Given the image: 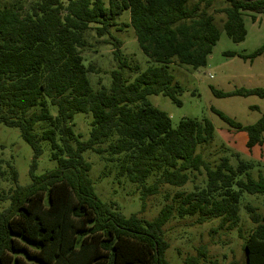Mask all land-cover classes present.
I'll return each mask as SVG.
<instances>
[{
  "label": "trees",
  "instance_id": "16d2710c",
  "mask_svg": "<svg viewBox=\"0 0 264 264\" xmlns=\"http://www.w3.org/2000/svg\"><path fill=\"white\" fill-rule=\"evenodd\" d=\"M222 1L216 11L224 20L218 26L208 11L212 0H0V125L17 128L33 152L30 182L17 184V172L9 167L15 185L0 192V201H7L0 209V264H168L162 228L167 221L192 216L201 224L218 218L217 228L231 229L239 222L241 194L264 195V176L248 173L253 162L236 154L235 167L226 156L210 163L196 151L213 138L210 120L186 117L173 126L147 99L162 94L180 105L183 88L167 65L204 66L220 28L241 42L243 14L254 21L264 13V0ZM125 11L128 23L121 25L133 29L139 48L157 65L139 71L122 52L111 28L121 30L118 18ZM92 29L96 37L106 36L116 63L110 84L97 89L88 74L100 70L85 65L82 55ZM263 50L264 44L251 53L224 54L252 60ZM125 68L136 73L132 81ZM211 91L216 97L264 98V87ZM213 111L246 133L248 148L264 143V113L242 124ZM78 112L92 116L86 140L73 130ZM42 141L56 165L36 175ZM87 150L106 152L104 159L118 164V174L137 184L142 199L158 193L161 184L190 180L192 188L165 192V203L150 220L125 216L95 195L83 157ZM246 210L254 227L242 244L244 262L264 264V212L250 204ZM203 258L198 250L183 264H204Z\"/></svg>",
  "mask_w": 264,
  "mask_h": 264
},
{
  "label": "rangeland",
  "instance_id": "374dc122",
  "mask_svg": "<svg viewBox=\"0 0 264 264\" xmlns=\"http://www.w3.org/2000/svg\"><path fill=\"white\" fill-rule=\"evenodd\" d=\"M61 1L66 2V0ZM223 5L222 0H212L208 8L218 26L224 20V14L216 9ZM242 17L246 29L244 40L235 43L220 28L219 38L207 56L204 66L194 69L176 63L167 65L174 80L183 88L182 93L177 96L181 101L180 105L162 94H151L147 99L170 117L173 126L186 117L210 120L213 126V138L209 143L197 146L196 151L210 163H216L220 157L226 156L233 167L238 162L237 154L239 159L253 162L248 173L253 178H257L259 175L264 176V143L248 148L246 133L230 127L213 109L242 124H250L264 113V98L256 95L216 97L211 91V87L221 91H230L239 87H264V50L252 60L224 54L225 51L251 53L264 44V13L256 14L254 21L249 14H243ZM128 19V12L125 11L118 18L121 30L111 28L112 33L122 41V52L129 61L139 66V71L152 64L157 65V62L149 59L139 48L133 29L121 25L128 23ZM86 38L90 46L82 52L83 63L85 65L92 63L100 70L88 74L90 84L93 89L99 88L100 84L108 86L111 81L109 71L116 66L111 54L112 46L104 42L106 36L96 37L93 29L87 32ZM124 73L129 81L136 76L135 72L127 68L124 69ZM52 111L54 112L53 108ZM91 118L90 113L74 114L73 130L79 135L80 140L88 139ZM42 147L43 151L37 157L33 170L36 175L56 165V162L49 158V145L46 141H42ZM106 156V152L97 153L93 150L83 152V157L90 163L88 175L95 195L125 216L135 213L141 219L150 220L157 215L165 203L163 198L165 192L172 194L177 190L188 191L192 188L190 180L182 186L161 184L158 193L142 199L137 184L131 182L125 175L118 174V164L104 159ZM32 159V149L22 139L19 130L0 125V165L1 170L5 172L4 175H0V192L15 185L10 179L9 167H13L17 172V184L26 185L30 182L29 171ZM152 180L153 176L148 177L147 183ZM248 204L255 207L258 213H263L264 195L246 192L241 194L239 222L231 229L217 228L218 218L201 224L194 223L195 217L192 216L172 218L167 221L162 228L169 243L165 251L168 264H183L187 255H196L198 250L205 255L204 264H211L210 261L214 264H245L242 244L254 227L246 210ZM6 205L7 201H0V209Z\"/></svg>",
  "mask_w": 264,
  "mask_h": 264
},
{
  "label": "water",
  "instance_id": "95a60500",
  "mask_svg": "<svg viewBox=\"0 0 264 264\" xmlns=\"http://www.w3.org/2000/svg\"><path fill=\"white\" fill-rule=\"evenodd\" d=\"M247 1H250V0H247Z\"/></svg>",
  "mask_w": 264,
  "mask_h": 264
}]
</instances>
